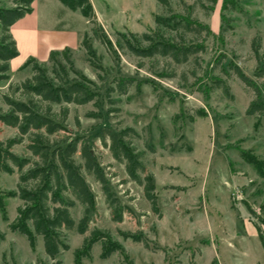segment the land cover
<instances>
[{
    "label": "rangeland",
    "instance_id": "obj_1",
    "mask_svg": "<svg viewBox=\"0 0 264 264\" xmlns=\"http://www.w3.org/2000/svg\"><path fill=\"white\" fill-rule=\"evenodd\" d=\"M237 1L239 11L226 14L228 23L221 15L222 0L211 13L202 10L196 0L172 3L174 13L185 14L193 6V17L213 33L206 38V52L199 55L198 62L191 60L186 65L128 53L113 55L99 40L103 32L115 43L118 32L155 30V17L167 15L157 0H91L102 30L83 16L69 21L52 9V16L61 23L42 36L46 45L41 44L39 58H44L47 44L59 45L67 40L68 32L82 29V48L75 49L72 41L71 58L69 52H56V62L93 81L100 94L97 103L64 105L69 113L66 132L53 139H87L112 191L131 210L122 223L113 222L114 207L108 205L100 186L88 178L97 195L96 211L86 235H79L76 229L65 232L70 250L58 258L63 264H77L75 252L81 255L85 251L84 240L96 228L108 232L119 250L105 260L102 243H97L81 264H264V119L246 115L254 93L232 71L229 78L223 71L233 62L254 77V39L261 40L264 52V0ZM14 6V0H0L1 8ZM85 33L88 46L97 52L98 69L88 62ZM38 62L54 76L51 57L48 62ZM30 68L29 72L13 68L10 80L0 83V108H7L3 95L15 99L16 85L32 77ZM162 72L176 77H161ZM213 76L228 80L233 99L212 89ZM125 77L137 83L126 95L116 91L108 97L110 88H116V81ZM60 109L55 106L56 111ZM127 127L138 134L133 147L142 154L147 174L152 176L157 212L144 188L129 179L125 166L113 159L97 137L104 128L115 132ZM17 134L16 129L0 125L1 141ZM13 151L30 156L26 145ZM19 176L18 171L13 175L0 171V232L6 234L0 243V264H55L46 254L42 238L32 250L25 236L9 228L23 205L13 196ZM83 211L81 205L72 210L76 223ZM135 237L147 240L149 249L135 242Z\"/></svg>",
    "mask_w": 264,
    "mask_h": 264
},
{
    "label": "trees",
    "instance_id": "obj_2",
    "mask_svg": "<svg viewBox=\"0 0 264 264\" xmlns=\"http://www.w3.org/2000/svg\"><path fill=\"white\" fill-rule=\"evenodd\" d=\"M34 1L14 0V7H0V83L10 80V62L19 56L11 28L31 13ZM59 1L71 11L79 12L93 26H98L91 0ZM157 1L167 10V15L155 17V30L143 34L118 32L115 43L103 32L99 37L100 42L113 55L128 53L140 59L164 58L176 65H186L191 60L198 62L199 55L206 52V38L213 35L211 29L193 17V6L187 7L188 12L185 14L173 12L172 3H183V0ZM196 1L202 10L211 13L219 0ZM238 11L237 0H222L221 15L224 21L229 22L226 19L227 13ZM100 29L102 30L101 27ZM87 37L85 34L83 47L88 53V62L98 69L97 52L88 46ZM252 52L257 63L253 78L233 62L223 71L227 78L232 71L254 93L246 115L260 121L264 119V52L259 38L253 40ZM56 55L57 53H53L51 56L54 76L49 74L46 66L32 58L24 68L32 66L33 75L16 85V98L3 95L7 108H0V125L16 129L18 134L6 141L0 140V171L8 175H13L16 171L20 174L17 191L13 196L19 198L23 205L18 208V216L10 224V230L25 236L32 250H35L39 238H42L49 258L55 264H63L58 258L63 252L70 250L65 232L76 229L79 235H86L91 215L96 211L97 195L88 178L100 186L106 202L111 208L114 207L113 222L122 223L124 214L131 213V210L121 205L112 191L107 173L87 139H53L66 132L69 113L64 110V105L85 106L97 103L100 98L93 81L73 68L67 69L56 62ZM219 64L220 60L217 65ZM139 67L143 68V64ZM160 76L176 77L174 73L169 75L166 72L160 73ZM136 83L134 78H119L116 88H110L108 97L116 91L126 95ZM212 83V89L222 90L228 98L233 99L227 79L213 76ZM136 86L140 87L139 84ZM55 106H60L61 109L56 111ZM137 136L135 129L130 127L115 132L104 128L97 135L113 159L125 166L129 179L144 188L146 199L157 212V195L152 176L147 174L142 154L133 147V139ZM20 145H26L30 156L14 153L13 149ZM77 205L84 208L79 223H76L72 215V210ZM5 237L6 234L0 232V243ZM134 240L144 243L149 249V243L144 238L135 237ZM97 243H102L101 257L105 260L119 250L108 232L96 228L84 240L85 251L81 255L79 251L75 252L76 263L81 264L82 258L90 257L91 250ZM129 264L133 262L130 261Z\"/></svg>",
    "mask_w": 264,
    "mask_h": 264
},
{
    "label": "crops",
    "instance_id": "obj_3",
    "mask_svg": "<svg viewBox=\"0 0 264 264\" xmlns=\"http://www.w3.org/2000/svg\"><path fill=\"white\" fill-rule=\"evenodd\" d=\"M32 11L23 19L18 21L12 28L11 33L17 42L19 56L10 62V72L13 70L17 72L30 71V66L26 69L21 68L29 59L33 58L40 62H48L51 54L56 52H69L70 58L72 56V41H74L75 49L82 48V29L80 31H70L67 33V40L59 42V45L47 44L48 48L43 50L44 58H39L42 43V36L45 33H52L53 26H58L61 22L59 19L55 20L52 16V9H57L70 21L72 18L81 17L79 12H73L64 6L59 0H35L32 4ZM28 21V22H27ZM86 34V33H85ZM50 37V36H46ZM84 37V36H83ZM50 41V39H49ZM80 48V49H81ZM22 53L25 58L21 59ZM11 76V75H10ZM12 77V76H11Z\"/></svg>",
    "mask_w": 264,
    "mask_h": 264
}]
</instances>
